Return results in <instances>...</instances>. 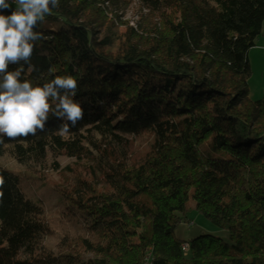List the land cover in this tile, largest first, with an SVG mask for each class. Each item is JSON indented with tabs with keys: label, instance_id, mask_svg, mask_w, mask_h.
<instances>
[{
	"label": "trees",
	"instance_id": "16d2710c",
	"mask_svg": "<svg viewBox=\"0 0 264 264\" xmlns=\"http://www.w3.org/2000/svg\"><path fill=\"white\" fill-rule=\"evenodd\" d=\"M132 1L152 26L119 23L106 9L119 0H59L43 20L64 28H34L44 38L21 80L73 77L83 119L62 133L50 112L35 136L4 137L0 159L52 192L82 235L47 250L41 203L0 169V264H264V94L249 98L247 59L264 0ZM192 214L226 242L177 241Z\"/></svg>",
	"mask_w": 264,
	"mask_h": 264
},
{
	"label": "clouds",
	"instance_id": "9594fccd",
	"mask_svg": "<svg viewBox=\"0 0 264 264\" xmlns=\"http://www.w3.org/2000/svg\"><path fill=\"white\" fill-rule=\"evenodd\" d=\"M13 2L17 8L5 15L2 10L10 9L11 4L0 0V143L4 137L15 140L44 131L50 112L62 120L60 131L67 133L83 119L82 107L72 99L77 81L71 76H56L43 86L34 87L29 81L21 80V62L34 68L30 64L34 42L44 38L34 28L51 13L50 5L59 6V0ZM9 65L21 66L9 71Z\"/></svg>",
	"mask_w": 264,
	"mask_h": 264
},
{
	"label": "rangeland",
	"instance_id": "374dc122",
	"mask_svg": "<svg viewBox=\"0 0 264 264\" xmlns=\"http://www.w3.org/2000/svg\"><path fill=\"white\" fill-rule=\"evenodd\" d=\"M120 6L111 8L108 6L106 9L108 14L119 17V23L124 26H138V28H149L152 26L151 19H147L144 13H141L137 4L132 0H119ZM123 2V3H122ZM125 6H121L122 4ZM147 20H150L149 22ZM41 30H48L57 32L64 28L60 22L43 20L38 22ZM122 31V30H121ZM250 62L251 78L248 82V89L250 93V100L253 102L260 101L264 94V49L262 52L252 51L248 55ZM60 170H64L69 164L68 161L58 160ZM0 169L7 173L20 177L22 179L21 194L27 201L37 203L40 202L44 216L48 221V226L51 231L44 242L43 246L56 253L60 251L65 243L73 241L76 237H80L82 233L75 226L74 216L68 213L63 207L58 205L56 196L48 189H43L37 184H32L26 181L22 175V169L9 159H0ZM49 179L51 182H58L59 178L55 174H50ZM106 203L111 202V198L102 196ZM188 223L181 224L174 232V238L180 242H188L197 239L201 236H212L226 242L227 235L215 229L202 217L192 214L188 217ZM187 256V254H185Z\"/></svg>",
	"mask_w": 264,
	"mask_h": 264
},
{
	"label": "crops",
	"instance_id": "0c3cea01",
	"mask_svg": "<svg viewBox=\"0 0 264 264\" xmlns=\"http://www.w3.org/2000/svg\"><path fill=\"white\" fill-rule=\"evenodd\" d=\"M264 49V22H263V25H262V29H261V32H260V35L255 38L254 42H253V49H251L249 51L252 52V51H258V52H262V50ZM248 53V55H249ZM248 55H247V59H248ZM248 63H249V66H250V62L248 60ZM249 96H250V93H249Z\"/></svg>",
	"mask_w": 264,
	"mask_h": 264
},
{
	"label": "built area",
	"instance_id": "2783aa9c",
	"mask_svg": "<svg viewBox=\"0 0 264 264\" xmlns=\"http://www.w3.org/2000/svg\"><path fill=\"white\" fill-rule=\"evenodd\" d=\"M8 2L11 4V5H14V2L13 0H8ZM186 247H183V249H185Z\"/></svg>",
	"mask_w": 264,
	"mask_h": 264
}]
</instances>
